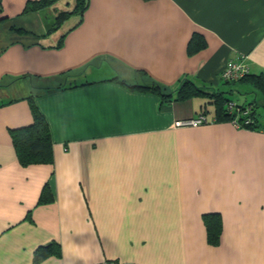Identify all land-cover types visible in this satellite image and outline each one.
Listing matches in <instances>:
<instances>
[{
  "label": "crops",
  "instance_id": "crops-1",
  "mask_svg": "<svg viewBox=\"0 0 264 264\" xmlns=\"http://www.w3.org/2000/svg\"><path fill=\"white\" fill-rule=\"evenodd\" d=\"M29 1L0 0V264H264V94L221 76L244 60L264 79V0H88L76 27L75 15L50 34L42 13H23ZM146 78L257 105L260 127L176 126L212 118V99L128 86ZM33 106L52 158L22 165L11 132Z\"/></svg>",
  "mask_w": 264,
  "mask_h": 264
},
{
  "label": "trees",
  "instance_id": "trees-1",
  "mask_svg": "<svg viewBox=\"0 0 264 264\" xmlns=\"http://www.w3.org/2000/svg\"><path fill=\"white\" fill-rule=\"evenodd\" d=\"M60 1L61 0L29 1L25 6L23 13H42V15L46 17L45 23L48 26L46 34H50L58 30L64 24V22L68 20L69 17H71L72 15L78 16L79 19L73 23L74 25L70 29L76 27L81 21V16L88 5V0H74L71 6L67 8L63 7V5L61 7L62 3ZM64 35L65 33H62L60 35L58 42L55 44V46L61 45ZM33 36L37 37L36 35ZM194 39L195 38L193 36L189 44L192 46V48ZM139 73L144 76L143 72ZM113 79L117 80V77ZM224 81H226L227 83L248 81L256 89H259L262 94H264V79H262L261 76H252L250 75V73H248L247 75L243 76L242 78H239L238 80ZM121 82L125 84L124 81ZM61 86H66V84L59 85V87ZM67 86L73 87L78 85L75 82H70L67 83ZM128 86L135 90L148 91L154 93L158 95L164 103L186 100L199 94H205L212 99V104L214 105V116H212V118H208L209 122H214L217 120H224L229 122L236 121L240 126L238 128L257 129L260 127L258 117L255 114L256 110H254L257 105H255L254 107L251 106L253 104L240 105L236 103L240 111L237 110L239 112L234 111L230 113L227 111V103L231 100H229V98L224 95V92L213 91L208 93L206 92V90H204L205 88H208L207 86H198L195 82L187 78L181 80L179 87L174 92L167 90V88L150 78H146L145 80L142 79L141 82H137ZM247 106H251L250 113H248L247 115L241 114V112H243ZM32 110V122L26 126L16 128L11 132L12 144L15 149L18 161L22 165L49 163L52 158V142L47 122L44 116L37 110L35 106L32 107ZM203 114H206V112H203ZM246 119H250L251 123L245 124L244 120ZM45 200L47 199L45 198ZM203 222L206 228L208 244L216 246L218 244L219 235L221 231L218 215L212 213L204 214ZM48 248L49 247L44 249L39 248L35 252V261H40V259L47 252H50ZM107 262L117 263L118 261Z\"/></svg>",
  "mask_w": 264,
  "mask_h": 264
},
{
  "label": "built area",
  "instance_id": "built-area-1",
  "mask_svg": "<svg viewBox=\"0 0 264 264\" xmlns=\"http://www.w3.org/2000/svg\"><path fill=\"white\" fill-rule=\"evenodd\" d=\"M249 73V69L246 66V64L244 63V60H239V61H234V60H229L226 65L225 68L222 71V79L223 80H238L239 78H242L243 76L247 75ZM250 109L251 106H247L243 112H241V114L243 115H247L248 113H250ZM239 110L237 107L236 102L234 101H229L227 103V111L228 112H234ZM240 111V110H239ZM237 111V112H239ZM209 119L207 117L206 114H199L198 116H196L195 118H191V119H187V120H181V121H177L175 123L176 126H180V125H191V126H197V125H201V124H205L208 123ZM236 127H240L239 124L236 121L232 122ZM245 124L251 123L250 119H246L244 120ZM99 264H118V263H110V262H102Z\"/></svg>",
  "mask_w": 264,
  "mask_h": 264
},
{
  "label": "rangeland",
  "instance_id": "rangeland-1",
  "mask_svg": "<svg viewBox=\"0 0 264 264\" xmlns=\"http://www.w3.org/2000/svg\"><path fill=\"white\" fill-rule=\"evenodd\" d=\"M75 17H74V15H72L71 17H69V19L68 20H66V22H64V24L61 26L63 29H66V26L68 25V26H70L72 23H73V21L75 20L74 19ZM15 23H17L18 24V22L16 21ZM10 25L12 24V23H9ZM34 24V22H32V25ZM12 29V28H11ZM6 33H4L5 34V37L4 38H6V37H12L13 36V34H10L8 31H5ZM0 38H1V33H0ZM230 87H234V84L233 83H231L230 84ZM262 110H264V109H262Z\"/></svg>",
  "mask_w": 264,
  "mask_h": 264
}]
</instances>
